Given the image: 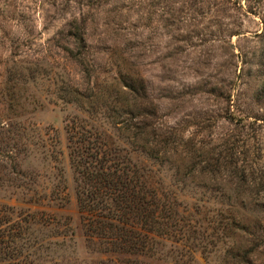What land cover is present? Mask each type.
<instances>
[{
    "label": "rangeland",
    "instance_id": "obj_1",
    "mask_svg": "<svg viewBox=\"0 0 264 264\" xmlns=\"http://www.w3.org/2000/svg\"><path fill=\"white\" fill-rule=\"evenodd\" d=\"M103 144L170 204L136 253L86 235ZM260 169L264 0H0V264H264Z\"/></svg>",
    "mask_w": 264,
    "mask_h": 264
},
{
    "label": "trees",
    "instance_id": "obj_2",
    "mask_svg": "<svg viewBox=\"0 0 264 264\" xmlns=\"http://www.w3.org/2000/svg\"><path fill=\"white\" fill-rule=\"evenodd\" d=\"M70 154L78 178L79 211L89 240L100 239L106 251L109 246L110 250L136 253L152 237L171 235L170 204L145 189L126 158L120 165L117 153L113 155L106 144L85 146L83 150L71 145ZM258 177L264 181V169ZM260 185L263 187L264 182ZM250 201L254 205L251 221L260 228L264 222V191H256ZM242 217L239 214L238 222Z\"/></svg>",
    "mask_w": 264,
    "mask_h": 264
}]
</instances>
